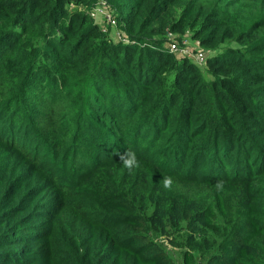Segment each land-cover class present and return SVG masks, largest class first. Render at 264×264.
I'll return each instance as SVG.
<instances>
[{
	"label": "trees",
	"instance_id": "16d2710c",
	"mask_svg": "<svg viewBox=\"0 0 264 264\" xmlns=\"http://www.w3.org/2000/svg\"><path fill=\"white\" fill-rule=\"evenodd\" d=\"M94 1L0 0V264H173L151 236L176 227L202 264H264V0H107L129 44ZM180 6L172 30L227 43L210 81L143 40Z\"/></svg>",
	"mask_w": 264,
	"mask_h": 264
},
{
	"label": "rangeland",
	"instance_id": "374dc122",
	"mask_svg": "<svg viewBox=\"0 0 264 264\" xmlns=\"http://www.w3.org/2000/svg\"><path fill=\"white\" fill-rule=\"evenodd\" d=\"M109 7H110L112 14L117 17L116 9L114 8L113 10L111 6ZM182 9L183 7L180 6L178 8L169 10L166 13L162 14L161 15L162 23L160 25L161 33L155 34V35H150L147 33L143 34L142 35L144 38L143 40L144 41L161 40L163 42V47L166 48L170 52L169 46H168L169 40L176 39L179 42H181L183 39L186 38L187 47H189V49L194 48V46H196L195 42L197 40L199 41V39L195 37L194 35H192V33L194 32L192 28L185 27L183 31L171 29L173 23L176 22L178 18L180 17V14L182 15V12H183ZM81 10L87 12L88 9L81 7ZM192 18L190 20H193ZM152 26L155 28H158V25L154 24ZM99 28L101 29L100 26ZM104 33H106L107 38L111 41H118L119 36L124 37L126 35L124 29L121 26L111 27L109 28V31L104 32ZM98 37L99 36H97V38ZM129 41L135 42L134 40H131V39H129ZM144 43L145 42H143L141 45H143ZM232 45L236 46L234 43H232ZM226 46H227V43H221L220 45L216 47L214 51V50L203 47L200 43V48L203 50L206 56L205 61L202 63H197L193 59L189 58V60H191L192 62H194L196 65L199 66L198 67L199 71L206 81H210L211 79H213L212 75L208 73L206 70L207 58L210 57L212 54L214 55L215 54L214 52H221V50H223ZM40 50H42L40 54L43 56L45 62L50 63L52 59H55L52 53V51L55 52V50H52L48 46L41 47ZM174 57L176 59L182 58L180 56H177L176 54H174ZM176 67L171 70L169 68H166L161 74L158 75V82L156 84L158 85L159 88L161 87V85L163 84V81L166 78L167 80L165 82V85L167 86V88H171L173 84V78L175 75ZM51 70H53V68ZM16 76L18 78L20 77L19 75H16ZM74 90H78V89L75 88ZM176 109L177 108L175 106L173 110H176ZM221 210H222L221 202H217L216 208L213 210V215H212L213 222L215 221V219H222L223 211ZM181 228L182 227L170 228L169 234L167 236L155 235V236H151V238L152 240L155 241V243H157L160 246V248H162L165 251L164 252L165 257L169 258V260L173 264H202V258L207 253L206 243H199L194 246H187L184 240V232H183L184 230Z\"/></svg>",
	"mask_w": 264,
	"mask_h": 264
},
{
	"label": "built area",
	"instance_id": "2783aa9c",
	"mask_svg": "<svg viewBox=\"0 0 264 264\" xmlns=\"http://www.w3.org/2000/svg\"><path fill=\"white\" fill-rule=\"evenodd\" d=\"M88 14L93 18L101 27V31L107 32L111 27H117V20L112 14L107 0H95L94 4L89 8ZM128 40V41H127ZM120 43H129V39L119 36ZM186 38L179 42L176 39L169 40L168 46L171 53L176 54L182 58L193 59L197 63L205 61L206 56L200 48V42H195L194 48L189 49L186 45Z\"/></svg>",
	"mask_w": 264,
	"mask_h": 264
},
{
	"label": "clouds",
	"instance_id": "9594fccd",
	"mask_svg": "<svg viewBox=\"0 0 264 264\" xmlns=\"http://www.w3.org/2000/svg\"><path fill=\"white\" fill-rule=\"evenodd\" d=\"M120 163L132 172L135 168L140 167V161L136 158L135 153L125 152L119 156ZM163 184L165 189H171L173 184L172 177H163ZM217 189L223 188V181H218L216 185Z\"/></svg>",
	"mask_w": 264,
	"mask_h": 264
}]
</instances>
